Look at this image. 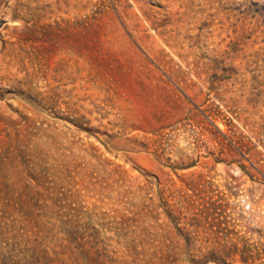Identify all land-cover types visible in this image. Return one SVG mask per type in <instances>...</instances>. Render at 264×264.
Returning a JSON list of instances; mask_svg holds the SVG:
<instances>
[{"label":"rangeland","instance_id":"374dc122","mask_svg":"<svg viewBox=\"0 0 264 264\" xmlns=\"http://www.w3.org/2000/svg\"><path fill=\"white\" fill-rule=\"evenodd\" d=\"M0 264H264V0H0Z\"/></svg>","mask_w":264,"mask_h":264}]
</instances>
